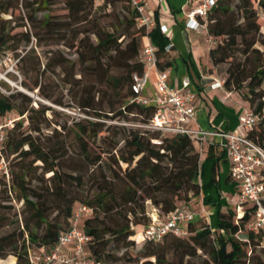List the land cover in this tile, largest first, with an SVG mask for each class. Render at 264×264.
Masks as SVG:
<instances>
[{"label": "trees", "instance_id": "1", "mask_svg": "<svg viewBox=\"0 0 264 264\" xmlns=\"http://www.w3.org/2000/svg\"><path fill=\"white\" fill-rule=\"evenodd\" d=\"M117 1L128 5L129 24L134 28L127 33L129 41L124 47H121L122 39L118 40L120 35L98 24L95 26L97 17L93 14L94 9ZM233 1L217 0L208 15V31L216 38V45L209 49V57L213 65L227 64L225 88L246 89L242 95L258 117L248 136L264 150V58L255 46L264 47V36L259 34L264 23H260L251 0H236L234 4ZM55 2L62 3L65 13L60 16L45 12L36 27L42 29L50 46L62 44L75 48L77 58L73 61L63 57L58 49L53 50L54 66L73 68L78 64L79 79L93 76L113 89L118 96V114H136L142 124L137 127L113 125L119 132L101 135L99 146L102 147L94 152L88 142L99 136L100 125H103L99 121L86 120L87 125L75 122L70 127L74 137L72 146L67 141L69 133H63L66 130L63 127L62 131L53 128L51 133H44L43 107L30 109L28 130L21 129L22 122L16 120L5 141L4 154L7 159L11 156L10 160H14L10 164L11 176L8 181L0 176V193H3L0 196V230L12 226L0 232V259L13 256L15 264H28L27 245L52 247L59 233L68 229L72 207L84 203L92 208V213L83 220L84 231L89 237L88 255L101 264H114L117 260L114 250L128 247L133 241L137 243V230L150 221L145 214L146 200L163 216L180 206V200L188 201V194L196 196L202 189L213 187L215 200L201 197L203 204L213 208L209 224L196 229L192 222L189 225L191 233L187 236L167 235L158 242H143L142 257L154 260L145 259L139 264H190L197 249L207 255L201 264H264V249L258 246L264 230L245 228L254 207L245 205L237 217L234 208L220 199L215 169L223 152L212 159V150H209L206 158L213 162L211 179L200 183L202 165L191 138L185 133L150 128L147 124L154 107L130 101L132 75L141 74L144 69L140 50L146 36L156 47L160 68L169 67L173 60L171 46L165 50L169 39L161 32L157 18L156 25L147 31L137 24V13L127 0H102L100 3L95 0H36L34 11H44ZM18 4L19 0H0V23L7 22L4 14L15 15ZM256 5L264 9V0H256ZM24 6L27 7V3ZM240 17L242 22H239ZM12 29L6 30L0 25V51L8 48V42L15 35L11 34ZM71 31L74 36L70 35ZM24 33L29 40L28 32ZM238 45L244 56L242 61L235 58L234 48ZM119 54H125L123 62H118ZM246 60H250L249 63ZM186 67L196 90H201L197 81L199 73L190 55L186 58ZM116 70L118 73L114 72ZM35 86L37 83L31 88ZM88 87L91 86L84 81L82 94L76 97L84 110L95 109L98 102L91 95L96 91ZM13 97V93H0V113L14 108ZM33 113H38L43 121L33 123ZM109 129L108 126L105 131ZM9 191L21 203V221L12 219V205L7 203ZM141 215L145 222L139 220Z\"/></svg>", "mask_w": 264, "mask_h": 264}, {"label": "built area", "instance_id": "2", "mask_svg": "<svg viewBox=\"0 0 264 264\" xmlns=\"http://www.w3.org/2000/svg\"><path fill=\"white\" fill-rule=\"evenodd\" d=\"M95 1L100 3L102 0ZM127 2L137 13V24L142 25L147 31L156 25V18L147 0ZM216 3L217 0H184L181 6L183 30L201 31L207 49L216 45V38L208 31V15ZM159 26L161 32L165 34L166 26L162 24ZM169 47L170 43L165 50ZM140 59L144 69L141 74L132 75L130 101L141 106L154 107L147 126L162 132L185 133L193 142L197 139L201 141L207 132L193 125L196 120V91L191 86L190 78L183 77L175 84L171 79V68L158 66L156 47L148 36L144 38ZM151 74L154 77V86L150 91L148 84ZM210 87L221 90L224 98L230 97L231 91L224 87L221 79L215 78ZM257 119V115L246 107L243 108L238 123L232 130L211 133L219 138V145L226 152L229 161L228 174L237 187L238 201L234 207L236 216L241 215L244 208L242 205L249 203L254 210L246 227L264 230V150L248 136V131L255 125ZM16 120L17 118L7 112L0 113V176L6 181L10 179L11 167L4 154L5 141ZM91 213L90 206L76 203L68 218V229L59 233L52 247L27 245L28 264H101L99 260L89 257L86 248L89 237L84 231L83 220ZM201 214L209 224L208 210L203 207ZM196 215V212L186 205L177 206L163 216H160L158 210L153 207V211L149 213L150 221L137 230V244L146 241L158 242L167 235L187 236L191 233L189 225L195 220ZM258 246L264 249V234Z\"/></svg>", "mask_w": 264, "mask_h": 264}, {"label": "rangeland", "instance_id": "3", "mask_svg": "<svg viewBox=\"0 0 264 264\" xmlns=\"http://www.w3.org/2000/svg\"><path fill=\"white\" fill-rule=\"evenodd\" d=\"M35 1L36 0H19L15 15L11 17L10 14H4L3 18L6 19L7 22L0 23V25L6 27V30L13 27L11 34H15L11 41L8 42V48H4L0 51V93L5 95H9L10 93L14 94L12 98L14 108L7 111V113L17 118V121L22 122L21 129L28 130V115L31 113L30 109H36L38 107L45 108L44 116L46 120L43 121L38 113H33V123L39 120L43 121L41 125L45 134L51 133L53 128H56L58 131H62L63 128L66 129L63 130V133H69L67 141L71 143L72 146L74 145V137L70 127L75 122L80 121L82 125H87L86 120L99 121L103 124L100 125L102 129L99 132V136H97L96 139H90L88 142L94 152H97L98 149L102 147L99 146L101 135H113L115 131L119 132V130H115L112 127L113 125H125V127L141 126L142 123L139 120L141 118L136 114H118L119 101L113 89L99 82L98 79L93 76L79 79L78 64H75L73 68L69 66L63 68L54 66V59H52V57H54V53H52L53 50L58 49L61 51L63 57L75 61L77 58L75 48L67 47L62 44L50 46L48 44L49 40L43 35L42 29L36 27V24L43 13L49 12L53 15L61 16L65 13V9L61 2H55L50 4L44 11L35 12ZM251 1L252 6L256 9L259 16L260 23H264V9L256 5V0ZM25 3H27V7L24 6ZM234 3H237V1L234 0L233 4ZM235 12L237 13L236 8ZM93 14L97 17L95 26L98 24L102 29H108L120 35L118 40L120 41L122 39L121 47H124L129 41L127 33L132 32L134 29L129 24L130 16L128 5L121 1H117L105 8L94 9ZM237 14H240V12ZM28 15H30L31 18L28 17ZM242 21L243 19L240 17L239 22ZM24 31L28 32L29 40H27ZM259 34L264 36L263 26L260 27ZM70 35L74 36V32L71 31ZM125 35L126 37H124ZM90 37L91 40L94 39L93 35ZM255 46L259 47L260 51H262V58H264V47L259 44H255ZM204 47L208 53V58L200 61L199 65L201 70L204 73L209 72L213 74L215 78L221 79L224 83L227 76L225 72L227 64L220 63L213 65L209 57V49H207L205 44ZM234 50L236 60L242 61L244 56L241 52V46H236ZM124 58L125 54H119L118 62H123ZM206 60H208V62ZM248 61L247 63H249ZM114 72L118 73V70ZM84 81H87L91 86L87 88L88 90L96 91L95 93H91V95H94L95 99L98 100L95 109L84 110L79 106L76 100V97L82 94L81 87ZM34 83H37V86L31 88ZM227 90L231 91V99L230 97L225 99L227 103L229 101L230 104L237 103L249 107V103L242 95V92L246 91L245 88L239 91L235 89ZM123 91L124 90H122V93ZM21 109L23 111L22 113L20 112ZM111 109L112 111H109ZM108 126L110 128L109 131H105ZM11 158V156L8 157L10 164L14 162V160H10ZM122 167H125V164H122ZM223 172L224 170L221 167L217 180L218 193L223 200L234 208L238 201L237 196L235 197L233 190L225 188L228 184L224 181ZM1 189L2 185H0V190ZM8 195L10 201L7 203L12 205V219L21 221V203L16 200L14 193L9 191ZM0 196H3V193H0ZM200 196L201 195L193 196L190 193L188 194V201L180 200L178 202V205L189 206L196 212L197 215L192 224L196 229L202 227L207 221L201 214L203 207L208 210L210 215H213V208L209 204L203 205ZM245 205H249V203L243 204L242 207ZM152 211L153 205L149 200H146L145 214L148 218L149 213ZM137 215L138 217L140 216V214ZM139 220L141 222L146 221L142 215ZM11 227L12 226L5 227L1 229L0 232L8 231ZM245 228L248 229L247 227ZM143 245L142 243L137 244L133 241V244L128 247L114 250L117 260L113 263L139 264L145 259H151L153 261V257H142L140 250ZM257 249L258 248H256V250ZM248 253L247 255H249ZM206 257L207 255L202 250L197 249L196 256L190 259V264H201L202 259ZM13 260L12 256H7L0 259V264H15Z\"/></svg>", "mask_w": 264, "mask_h": 264}, {"label": "crops", "instance_id": "4", "mask_svg": "<svg viewBox=\"0 0 264 264\" xmlns=\"http://www.w3.org/2000/svg\"><path fill=\"white\" fill-rule=\"evenodd\" d=\"M149 7L153 10L155 18L159 24L165 25L167 32L164 34L171 46L170 54L173 56L171 65V79L175 84L179 83L183 77L190 75L186 67V58L191 56L197 71L199 73L198 84L201 90L197 91L194 83L191 81L192 88L196 91L195 110L196 120L193 125L195 128L201 129L205 132V137L200 141L194 140V146L199 151V160L202 165V175L198 177L200 183H206L211 179L213 162L207 159L209 150L212 159L217 158L221 152L223 155L218 159L216 164V180L219 178V171L221 167L224 170V181L228 184L225 188L233 190L235 197L237 196V187L230 179L229 175V161L226 152L219 145V138L214 136L212 131H230L238 123L240 114L246 106L242 104H230L223 97V93L219 89H212L210 83L215 79L211 73H204L200 68V61L208 58V53L204 47V34L197 30H183V13L181 6L184 0H147ZM208 62V60H206ZM154 77L150 75L148 89L153 90ZM231 99V94H230ZM205 198L212 197L216 199L214 188L202 189L201 193ZM221 200H223L220 197ZM225 201V200H224ZM226 202V201H225ZM227 203V202H226ZM15 261V258L12 256Z\"/></svg>", "mask_w": 264, "mask_h": 264}]
</instances>
